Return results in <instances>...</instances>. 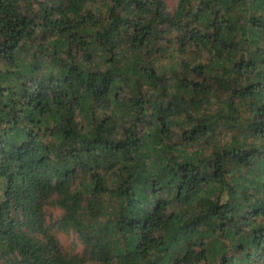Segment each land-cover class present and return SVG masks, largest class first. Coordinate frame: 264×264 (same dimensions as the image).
<instances>
[{"label":"trees","instance_id":"obj_1","mask_svg":"<svg viewBox=\"0 0 264 264\" xmlns=\"http://www.w3.org/2000/svg\"><path fill=\"white\" fill-rule=\"evenodd\" d=\"M0 264H264V0H0Z\"/></svg>","mask_w":264,"mask_h":264},{"label":"rangeland","instance_id":"obj_2","mask_svg":"<svg viewBox=\"0 0 264 264\" xmlns=\"http://www.w3.org/2000/svg\"><path fill=\"white\" fill-rule=\"evenodd\" d=\"M169 5L170 9L173 10L178 4L179 0H165ZM56 215L59 213L56 212ZM57 237L59 238L63 247L69 252L80 253L83 251V244L71 233H65L61 231H56Z\"/></svg>","mask_w":264,"mask_h":264}]
</instances>
